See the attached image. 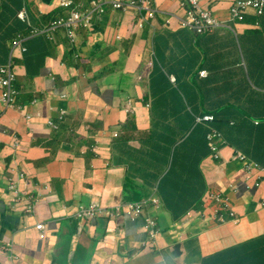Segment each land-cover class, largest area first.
Listing matches in <instances>:
<instances>
[{
  "label": "crops",
  "instance_id": "crops-1",
  "mask_svg": "<svg viewBox=\"0 0 264 264\" xmlns=\"http://www.w3.org/2000/svg\"><path fill=\"white\" fill-rule=\"evenodd\" d=\"M234 1L199 4L228 20ZM153 6V19L107 8L73 38L30 37L68 11L58 0H0V67L12 64L18 92L17 108L0 103V264H38L55 244V264H264V185L236 160L264 169V14L196 34L180 25L182 0ZM204 115L215 120L195 127ZM212 129L223 136L217 159ZM210 192L230 197L240 222H218ZM142 203L139 216L130 211ZM64 245L71 260H60ZM117 246L129 253L122 261Z\"/></svg>",
  "mask_w": 264,
  "mask_h": 264
},
{
  "label": "built area",
  "instance_id": "built-area-1",
  "mask_svg": "<svg viewBox=\"0 0 264 264\" xmlns=\"http://www.w3.org/2000/svg\"><path fill=\"white\" fill-rule=\"evenodd\" d=\"M153 2L154 0H106L105 2L95 3L94 9L91 12L84 14L73 12L71 18L68 20L62 19L58 22H55L46 30H39L35 28L32 31V35L36 36L37 34L50 32L59 27L76 28L77 26L81 25L88 26L92 18V13L97 10L103 11V6L106 3L111 4L112 8L116 10L123 12L136 11L139 14L146 12L151 17H153ZM70 4L71 3L69 2L63 3L65 6H70ZM182 4L187 10L189 19L182 20L180 25L195 31L197 34L209 33L221 27L230 28L229 22H243L246 15L249 14L250 11H252L257 16H262L264 14V0H235L229 9L228 20H220L216 18L210 9L204 8L199 4V0H184ZM17 17L22 22L30 25V20L25 10H20L17 14ZM201 76H206V72H201ZM170 79L172 83L176 82L174 77H171ZM15 80L16 74L11 63L5 67H0V89L3 90V102L7 106H12L15 102V91L13 90V83ZM214 119L215 117L213 115L198 117L196 118L195 127L201 123L209 122ZM220 140H222V134L215 129H212L207 135L208 146L213 157L216 159L219 158V147L217 142ZM236 160L244 164L248 173L257 171L258 174L255 178V187H261L264 185L262 184V181L264 180V169L262 167L256 166L252 162H249L248 158L241 153L236 155ZM205 201H214L219 206V209L216 211V219L218 222L226 223L232 221L237 223L240 221V218L235 211L233 200L230 197L223 194L209 193ZM144 208V203L133 204L129 206L130 211L136 216H139ZM95 212L96 209L91 208L90 210L81 211L79 216L91 217L94 216ZM39 228H42V226L40 225ZM146 229L151 239L156 238L160 232L157 222L150 218L146 220ZM41 237L44 238L45 235L43 234Z\"/></svg>",
  "mask_w": 264,
  "mask_h": 264
},
{
  "label": "clouds",
  "instance_id": "clouds-1",
  "mask_svg": "<svg viewBox=\"0 0 264 264\" xmlns=\"http://www.w3.org/2000/svg\"><path fill=\"white\" fill-rule=\"evenodd\" d=\"M59 1V6L61 7V8H64V9H66L67 11H68V14L67 15H65V16H59V17H57V18H55V19H53V20H51L50 22H48L47 24H46V26H45V28H40V27H35V28H37V29H39V30H46L47 28H49L53 23H55V22H58V21H60V20H68L69 18H71V16H72V14H73V12H79V13H81V14H84V13H87V12H91L93 9H94V4L95 3H99V2H105L106 0H94V1H92L91 2V5H90V7L89 8H83L82 6H80V5H78V4H76L73 0H58ZM64 2H69V3H71L70 4V6H65V5H63V3ZM234 3V2H233ZM232 3V4H233ZM153 5H154V2H153ZM152 5V6H153ZM202 6V5H201ZM203 7V6H202ZM231 7V6H230ZM107 8H112V6H111V4H109V3H106V4H104V6H103V11H100V10H97V11H95V12H93L92 13V18H91V21H90V24L88 25V26H84V25H81V26H77L76 28H67V27H59V28H57V29H55V30H53V31H50V32H44V33H41V34H53V33H55L56 31H58V30H60V29H65V30H67V32H68V34H69V36L71 37V38H73L74 36H75V33L78 31V30H81V29H90L91 27H92V25H93V22H94V18H95V16H97V15H102V14H104L105 12H106V10H107ZM153 8H154V6H153ZM205 8V7H204ZM114 9V8H113ZM209 9V8H208ZM230 9V8H229ZM116 10V9H115ZM211 10V9H210ZM212 11V10H211ZM18 12L19 11H17V14H18ZM123 12V11H122ZM130 12H132V11H130ZM133 12H136V11H133ZM155 12H156V10H155V8H154V12H153V17H151L149 14H147L146 12L145 13H143V14H139L141 17H143V18H145V19H153L154 17H155ZM213 12V11H212ZM137 13V12H136ZM17 14H16V18L18 19V17H17ZM28 15V14H27ZM195 32V31H194ZM41 34H37V35H41ZM197 34V33H196ZM34 35H31L30 37H33ZM29 37V38H30ZM142 71H143V73H144V75H145V77H146V73L144 72V70H143V68H142V70H141V77H142ZM15 83H16V80L14 81V83H13V90L15 91V102H14V104L12 105V106H7L4 102H3V90H1L0 89V103L4 106V108L5 109H9V108H17L18 106H17V97H18V92H17V90H16V85H15ZM205 116V115H204ZM215 120V119H214ZM214 120H211V121H209V122H212V121H214ZM195 122H196V120H195ZM49 124L51 125V126H55L52 122H49ZM208 135V134H207ZM222 139H223V136H222ZM20 141V140H19ZM21 142V141H20ZM22 178H24V175H22ZM257 188H260V187H257ZM210 193H212V192H210ZM209 194V193H208ZM214 194H219V193H214ZM207 197V196H206ZM206 199V198H205ZM205 201V200H204ZM27 203H26V205H25V211L26 212H29L30 211V209H32V208H34V204L32 203V201H26ZM206 202V201H205ZM210 202H212V203H214L216 206H217V208L219 209V206L214 202V201H209V202H207V203H210ZM13 205H14V207L15 208H17V206L19 205V203L17 202V201H14V203H13ZM233 205H234V201H233ZM217 209V210H218ZM83 210H85V209H81L79 212H77V216L78 217H80L79 216V214H80V212L81 211H83ZM240 218V217H239ZM240 222V221H239ZM235 223V222H234ZM238 223V222H237ZM42 226V228H39V226ZM36 229L39 231V234H40V239L42 240V241H45V240H47L48 238V236H47V234H46V231H47V226H46V224L44 223V222H40V223H38L37 225H36ZM145 230H146V232H147V229H146V224H145ZM45 235V237L43 238V237H41V235ZM7 250H10L11 248L9 247V245L7 244V248H6Z\"/></svg>",
  "mask_w": 264,
  "mask_h": 264
},
{
  "label": "water",
  "instance_id": "water-1",
  "mask_svg": "<svg viewBox=\"0 0 264 264\" xmlns=\"http://www.w3.org/2000/svg\"><path fill=\"white\" fill-rule=\"evenodd\" d=\"M245 191H246V188L243 187L241 189V193L243 195L240 197V199H243L245 201L246 205L249 206L250 211L255 212L257 211L258 208H261L263 204L262 202H256L254 200V198L252 197L253 192H251L250 195H248V198H245V195H244L246 193ZM4 209H5V204L3 201H0V212L3 213ZM1 220H2L1 223L3 225L4 216L1 217ZM182 223L184 224L182 226V229L184 230L185 233H189V232H192L193 234L195 233L194 231L191 230V226L194 222L185 221ZM105 236H109V233L106 232ZM56 247H57V244H55L54 246L48 247V249L44 251L42 256L39 258L38 264H55L56 263V256H55ZM65 251H66V246L64 245L62 249H60V253H62V257L60 260L61 261L71 260L67 255L63 254L65 253ZM114 254H115V259L119 261L124 260L129 255L128 252H126L125 250L123 251L119 246L116 247ZM80 256H83L82 252L80 253Z\"/></svg>",
  "mask_w": 264,
  "mask_h": 264
},
{
  "label": "trees",
  "instance_id": "trees-1",
  "mask_svg": "<svg viewBox=\"0 0 264 264\" xmlns=\"http://www.w3.org/2000/svg\"><path fill=\"white\" fill-rule=\"evenodd\" d=\"M182 2H184V0H182ZM45 26H46V25H44L43 27H40V28L43 29V28H45ZM145 78H146V77H145V75H144V73H143V71H142V79H145ZM209 205H211V206H215V207L217 208V206H216L214 203H212V202H210V203L208 204V206H209ZM217 209H218V208H217Z\"/></svg>",
  "mask_w": 264,
  "mask_h": 264
},
{
  "label": "rangeland",
  "instance_id": "rangeland-1",
  "mask_svg": "<svg viewBox=\"0 0 264 264\" xmlns=\"http://www.w3.org/2000/svg\"><path fill=\"white\" fill-rule=\"evenodd\" d=\"M257 171L253 172V181L255 180L256 176H257ZM262 184H264V180L262 181ZM147 245V244H144Z\"/></svg>",
  "mask_w": 264,
  "mask_h": 264
},
{
  "label": "flooded vegetation",
  "instance_id": "flooded-vegetation-1",
  "mask_svg": "<svg viewBox=\"0 0 264 264\" xmlns=\"http://www.w3.org/2000/svg\"><path fill=\"white\" fill-rule=\"evenodd\" d=\"M7 248V247H6Z\"/></svg>",
  "mask_w": 264,
  "mask_h": 264
}]
</instances>
